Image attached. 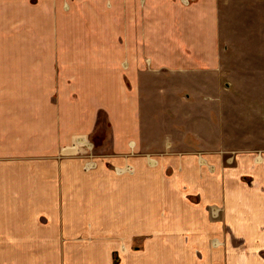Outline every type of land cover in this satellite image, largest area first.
I'll use <instances>...</instances> for the list:
<instances>
[{
	"label": "crops",
	"instance_id": "0c3cea01",
	"mask_svg": "<svg viewBox=\"0 0 264 264\" xmlns=\"http://www.w3.org/2000/svg\"><path fill=\"white\" fill-rule=\"evenodd\" d=\"M224 2L0 0V264H264V42Z\"/></svg>",
	"mask_w": 264,
	"mask_h": 264
},
{
	"label": "rangeland",
	"instance_id": "374dc122",
	"mask_svg": "<svg viewBox=\"0 0 264 264\" xmlns=\"http://www.w3.org/2000/svg\"><path fill=\"white\" fill-rule=\"evenodd\" d=\"M225 4L223 7L224 10V20H226V24H227V31L229 33V37L231 38V40H233L234 42L236 41H250L253 44H260L264 42V0H241V2L239 3V0H224ZM239 3V4H238ZM236 5H239L240 7H236ZM246 8H249L248 10H244ZM236 12L240 15L241 13V18H239L236 14ZM240 12V13H239ZM223 20V22H224ZM241 23H244L246 25V27H241ZM232 58H233V53H232V57L230 58V60L228 61V66H230L232 68ZM246 59V57H244ZM247 61H249V59H247ZM258 61L261 62H257L256 65H258V72L262 75L264 74V60L259 58ZM258 73V75H259ZM156 78V85L158 84L160 86V92L158 94V96L156 97L157 100H161L163 99L160 98L159 95L162 94V96H164V88L166 85H168L169 83H173V81H170L169 76H164L161 75L160 76H155ZM155 84V82H153ZM261 85H264V81H260L259 82ZM178 85H181L180 82H177ZM153 90V89H152ZM158 93V92H157ZM230 98V100H229ZM188 98L186 97V94H182L179 95L178 97H174L173 101H166L167 99H165V104L168 103L167 105L169 106L170 104L173 103V107L175 110L177 108H187V107H181L182 104H188L186 102ZM227 102L228 101H233L234 98L232 97H227L225 99ZM196 101V98H192L189 103L191 104V102L194 104ZM210 103L212 104V106L214 105L215 107H217L218 105V100H210ZM156 106H158V104H155ZM180 105V106H179ZM168 106H164V103L162 104V108L163 110L161 111V113H156L155 117L162 122V128L158 129V131L160 130V134L162 139H164L165 136L169 137H173L176 136L178 138H181L183 136H185L184 134H187L189 132V127H185L183 126H177L178 124L182 123L181 122V117L185 115L184 111L185 109H181V113H170L168 109ZM177 106V107H174ZM179 106V107H178ZM165 110V111H164ZM164 111V112H163ZM163 113V114H162ZM228 114V113H227ZM226 114V133L224 136L227 137V139L231 142H234V140L236 138L239 137V131L237 133H235V130L233 128L234 126V117H233V113H229L228 117ZM187 115V114H186ZM153 116V114H152ZM165 116V117H164ZM180 118V119H179ZM212 119L214 121L217 120L215 114H212ZM173 122V124H177L175 129H170L169 128V124L167 125L166 129V123H170ZM177 121V123L175 122ZM172 124V125H173ZM181 125V124H180ZM223 125H221L222 128ZM101 131V130H100ZM98 132L97 137L98 138H103L106 137L107 135V129H102L101 132ZM191 134L187 135V138L190 140L191 139ZM234 143L226 145V149H230V148H234Z\"/></svg>",
	"mask_w": 264,
	"mask_h": 264
}]
</instances>
